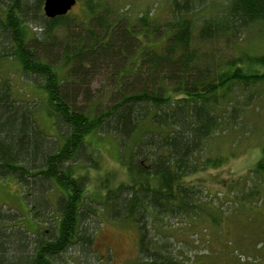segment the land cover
I'll return each mask as SVG.
<instances>
[{"label": "trees", "instance_id": "trees-1", "mask_svg": "<svg viewBox=\"0 0 264 264\" xmlns=\"http://www.w3.org/2000/svg\"><path fill=\"white\" fill-rule=\"evenodd\" d=\"M77 1L88 19L48 18L43 0H0V179L14 178L26 209L0 206V264H59L72 245L90 251L99 213L74 165L92 160L86 139L95 134L115 138L129 176L104 179L99 204L136 228L137 264H193L181 230L198 236L201 225L209 236L231 208L247 220L264 186V145L256 166L231 183L242 195L222 193L227 203L193 179L224 163L205 155L209 140L261 98L264 53L234 48L264 23V0H166L163 20L151 11L134 19L107 0ZM7 62L37 83L38 101L20 96ZM94 77L102 80L96 94ZM39 106L53 133L41 127ZM235 218L223 248L237 237ZM248 240L241 233L242 247Z\"/></svg>", "mask_w": 264, "mask_h": 264}, {"label": "rangeland", "instance_id": "rangeland-1", "mask_svg": "<svg viewBox=\"0 0 264 264\" xmlns=\"http://www.w3.org/2000/svg\"><path fill=\"white\" fill-rule=\"evenodd\" d=\"M107 1L110 5L115 4L119 7H125L124 9H130L134 19L149 11L153 13L154 17L159 16L161 20L166 16V0ZM68 16L70 19L75 20L88 19L83 1H77L69 11ZM243 38L244 40L235 46V51L238 52V50L244 49L251 54L264 53V23L252 26L243 35ZM221 45L222 50L220 51L232 54L233 48L231 46L226 48L224 44ZM6 67L8 73L14 79L16 88L21 93L20 96L30 101H38L36 97L40 94V90L37 83L30 82L28 77L22 75L12 62H7ZM93 80L91 88L93 94H96L101 88L102 80L99 77H94ZM258 90L261 98L254 101L243 112L235 128L223 136H215L209 140L211 150L205 155L217 156L221 154L225 159L224 163L216 168H207L193 177L195 181H202L209 193L218 195L219 198L221 197L220 201L225 203H227L226 198L222 196V193L225 195L232 191L237 193L236 188L231 187V183L234 179L243 177L249 169L254 168L263 155L264 84L260 85ZM37 115L41 127L46 132L53 133L52 120L45 115L40 106ZM86 142V147L90 151L93 150L92 160H87L85 163L79 162L74 166L77 171L85 176L89 197L95 200L91 204L95 206V211L99 213V220L93 226L94 233L90 251L83 254L77 250L75 245H72L62 252L57 260L59 264H137L138 234L136 228L130 224L111 220L100 209L101 205L99 204L102 193L105 191L102 187L104 179H108L107 183L109 185H114L129 177L125 165L119 159L116 140L113 136L95 134L87 137ZM236 181L238 185L240 180ZM245 181V179H241L242 184ZM260 191V197L253 200L255 206L258 207L251 211L247 220L244 219L247 216L245 211L231 208L228 212L231 218L225 221L221 228H208L205 234L209 233V236L200 235L201 225L197 229L199 230L198 236L189 234L194 233L193 230L187 234L185 233L186 228L181 230L177 237L178 241L187 237L186 239L189 242L188 254L185 252V257H189L193 264H264V186ZM237 195H242V193L238 192ZM0 206L15 208L23 214L26 213L20 188L12 177L0 179ZM255 210L257 213H255ZM236 215H238V221L236 222L237 237L230 245L228 244L223 248L222 235L229 232L230 226L234 228V219L237 220ZM236 231H234L235 234ZM241 233L249 239L250 244L248 246L250 247H242ZM216 239L217 242H215ZM259 240H262L263 245L260 248L254 247ZM228 255L229 257H227ZM183 259L185 261L187 258ZM185 264H187L186 261Z\"/></svg>", "mask_w": 264, "mask_h": 264}, {"label": "water", "instance_id": "water-1", "mask_svg": "<svg viewBox=\"0 0 264 264\" xmlns=\"http://www.w3.org/2000/svg\"><path fill=\"white\" fill-rule=\"evenodd\" d=\"M77 0H43L42 11L48 18L67 14Z\"/></svg>", "mask_w": 264, "mask_h": 264}]
</instances>
